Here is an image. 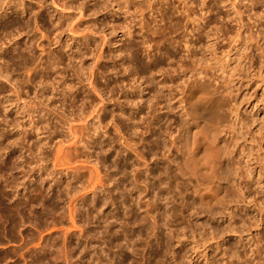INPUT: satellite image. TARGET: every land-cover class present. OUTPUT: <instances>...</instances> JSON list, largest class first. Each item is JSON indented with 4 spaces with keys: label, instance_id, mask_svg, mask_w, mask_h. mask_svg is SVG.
<instances>
[{
    "label": "rangeland",
    "instance_id": "374dc122",
    "mask_svg": "<svg viewBox=\"0 0 264 264\" xmlns=\"http://www.w3.org/2000/svg\"><path fill=\"white\" fill-rule=\"evenodd\" d=\"M117 3H126L128 11L119 13ZM240 20L245 28L252 29V34L246 43L236 45L231 35ZM131 22L134 23V33H137V42L135 40L133 46L140 59L149 62L155 55L160 56L166 51L165 48L175 57L171 61L163 54L160 56L163 57L160 58L161 67H166L168 73L162 68L159 70L161 72H154V87L156 79L165 78L166 83L160 85V90L176 95L174 102L179 100L182 76L190 75L189 70L195 67L194 56L190 53L188 57L185 56L184 39H190L198 46V51L194 52L202 68L199 76L207 73L224 87L230 101L232 119L236 113L244 117L245 125H236L233 137L236 150L242 152L244 161L226 165L222 178L228 189L226 204L206 202L207 205H201L194 202L195 199L185 191L192 186L189 185L190 181H194L197 187L205 188L207 198L209 193L205 191L209 190L205 184L209 185V177L201 174L207 178L203 179L201 175V179L199 175L197 179L187 175L182 178L180 173L175 172L176 169L169 172L171 176L177 175L172 179L159 177L156 170L154 173L158 177L153 175L150 179L153 181H149L154 184L152 193L139 190L145 183L137 178V190L130 178V163L137 162L142 167L145 163L153 165V161L150 162V155L142 156L143 160L136 157L138 161L134 151L129 153L127 161L121 162V171L125 167L128 172L123 170L119 173H122L121 176H115L119 178L117 181H106L102 195L94 202L81 204L77 196L84 191L80 188L87 175L77 178L76 175H65L64 171L59 174L57 168L52 166L50 159L54 157L55 141L60 136L69 135L70 123L77 124V128L78 125L81 128L86 126L82 131H77H80L77 137L84 139L86 136L84 141H88L89 105L100 106L98 108L102 111L100 115L105 125L113 121L104 107L108 97L111 103L120 101L126 107H132L125 102L121 95L123 91L118 86L114 84V91L109 94L104 88L107 78L112 76L111 79H115L112 64L106 61V53L117 56L125 39L120 26ZM198 22L209 24L204 34L200 32L202 37L199 38L195 37L198 36ZM105 35L107 41L103 42ZM101 49L102 56H99ZM0 56L8 61L3 66L7 65L13 78L23 81L32 95L42 84L47 86L45 95H48L41 97L38 104L31 103L34 112L16 98L13 103L10 101L0 105V156L3 155L0 157V264H92L87 251L88 240L91 239H95L91 240L93 242H104V249L110 254L106 261L109 264H250L251 257H256L254 264H264V0H0ZM93 69L99 76V91H92L88 86V75ZM71 84L72 89L67 86ZM8 88V83L0 86V99L8 95ZM79 95H82V100ZM50 96L56 104L52 103ZM49 97L51 99L48 100ZM4 106H7V110ZM180 109L179 106L175 107L168 117L178 120ZM48 110L50 112L47 113ZM77 111L83 112L80 113L82 116ZM255 112L258 115L253 121L246 118L248 113ZM40 114L43 118L39 117ZM34 116L41 119L37 128L30 121L37 119ZM148 120L141 125V128L147 125L142 128L143 131L140 128L143 133L139 132L138 135L142 138L137 135L130 137H134L137 148L141 150V145L152 144L150 133L153 125L151 118ZM108 127L113 141H118L116 138L121 133L112 124H108ZM123 132L127 135L126 131ZM82 143L79 142V145L85 153L88 150L84 149ZM29 146H32V150H28ZM116 146L124 149L119 142ZM39 151L43 152L41 161L36 156ZM107 153L111 154L105 150L102 156L110 161ZM43 161H48L51 166L47 163L42 165ZM166 185L170 189H166ZM182 185L186 187L180 188ZM169 186L177 187L174 190ZM178 188L183 191H178Z\"/></svg>",
    "mask_w": 264,
    "mask_h": 264
},
{
    "label": "bare ground",
    "instance_id": "6f19581e",
    "mask_svg": "<svg viewBox=\"0 0 264 264\" xmlns=\"http://www.w3.org/2000/svg\"><path fill=\"white\" fill-rule=\"evenodd\" d=\"M64 4L66 5L65 2H64ZM113 7L114 6H112V8ZM116 7H117L116 10H118L119 13L120 12L126 13L128 11V8H129V6L126 3L125 4L124 3L123 4L117 3ZM79 16H81V15H79ZM133 24L134 23L131 22L130 24L126 23L125 25L120 26V30L122 31V35L125 36V39L123 40L121 46L118 49L119 52H118L117 56H113L109 52L106 53V61L112 64V71L115 74V77L113 76V78H115V79H111L112 76H110L111 78L106 79L105 87H104L106 90V94L112 93L114 91V87H115L114 84H115L116 87L118 86L120 88V90L123 91V94H121V95L124 96L123 98H124L125 102H128L129 106H132V107H126L125 103L120 102V101L118 103L117 102L111 103V99H109V97H108L107 102L105 104L106 106H104L109 111V115L111 118L110 120H113L111 123H108V124H110V125L112 124L113 127H115V130L118 133H121L118 135L119 137L116 138L118 141H116V140L113 141V136L110 133L108 124L105 125V123H103V121L101 119V115H100V113L102 111H101V109L98 108L100 106L96 107V104L95 105L91 104V107L89 105L90 109L88 108V117H87L88 118V138H87L88 141H84L86 136H84V139L79 138V136L77 137V133L82 131L81 130L82 128L85 129V127H86L84 125V123H81L82 120L80 121V124H83L85 127L81 128V126L78 125V128H77V126H76L77 124L71 125V123L69 124L70 127L67 125V127H69L68 128L69 132L67 131L69 135H66L65 137L60 136L58 140L56 139L55 144L53 146V151H54L53 156L54 157H53V159H50L52 166L57 168V171L59 172V174H60V172L64 171L65 175L68 174L69 176L71 175V177H74L73 175H76L77 178H82V177L84 178L87 175L86 180L83 179L84 183L81 184L82 188L79 187L80 189H82L84 191L81 192V195H77V196L80 197L81 204H83L85 202H94V201H96L97 198H99L102 195L101 192H102V189L104 187L103 185L106 181H108L110 183H112V181L113 182L117 181V179H119V178H117V177H119L117 175L121 176L122 173L119 174L120 172H124L123 170L127 171L125 169V167H123V170L121 171V162L125 161V160L127 161L129 153L134 151L135 159H137L136 157H138L141 160L142 156L150 155V157H151V158L149 157L150 162H151V160L153 161V165H150V164L145 163L143 161L145 163V165L143 164L142 167L139 166V163H137V162L130 163V164H132L131 165L132 167H130V169L128 167V170L130 173V178L132 179V181L134 183V185H133L134 188H136V189L138 188L137 187L138 185L136 184V182L138 180L137 178H139V179H142V181H144V183H145L142 186L143 188L141 187V188H139V190L143 189L142 191L143 192L145 191L146 193L151 192L152 186L154 184H153V182L150 184V182L153 181V180L150 181V179H151V177H153V175L156 178L157 175L154 173V172H156V170H157L156 173L159 175V177L161 176V178H163V176L164 177L167 176L168 179L169 178L172 179V177H174V176L176 177L177 175L175 172L180 173L182 175V178L186 177L185 175H187L189 177L194 176L192 178L196 177L195 179H197L198 175L200 176L201 174L202 175L205 174L209 177V179H207V181H209L208 182L209 185L205 184V187L207 188V190L210 191V192L209 191H205V192L209 193V197H207V198H210V199H207L205 197V194H206V193H204L205 188L202 189L200 187H197L196 183L193 180L192 181L194 183L193 182L191 183V181H190V184H189V182H188V184L189 185L192 184V186L189 187L188 191L185 190L186 193L187 194L189 193V196H192L193 199H195L194 202H197V203L199 202L201 205H207L210 203L221 204V205L226 204L228 201V198H227L228 197V191H227L228 189H227L226 185H224L222 178H223V175L225 172V166L226 165H228L231 162L242 163L244 161L242 152L236 150L235 140L233 138V137H235V132H234L235 126L239 125V124H241L243 126L245 125L244 117L242 115L236 113V115L234 116L235 118L232 119L230 117V115H231V110H230V106H229L230 101H229V98L227 97V95L225 94L224 87L220 83L216 82L214 80L215 78L213 79L211 76H208L207 73L203 77L199 76L200 72L202 71L201 70L202 68H200L201 65H200V62L198 59L199 57H197L196 53L194 52L198 49V46L196 45V42L195 43L193 42V40H191L192 41L191 42L190 39H188V40L184 39V46H185V49L187 52V54H185V56L188 57L189 53L191 56H194L193 58H195V62H194L195 67L193 66L189 70L190 75L185 77L186 74H184L182 76L184 78L182 79L181 85L179 86V89H178L179 100L174 102L176 95L173 96L171 92L169 93V92H165L164 90H160V88H159L160 85H163L166 83L164 80L165 78H163L162 80L156 79V85L154 87V84H152V82L154 81L152 79V74L154 72H157V71L158 72L162 71V70L159 71L162 68L160 58H163L160 56H162V54H163V56L167 57L168 59H170L172 61L173 53L170 52L167 48H165L166 51L164 50V52L160 56L158 54L155 55L151 61L149 60V62L144 61L143 59H140L138 57L139 55L136 54L137 52H135V47L133 46V43L135 42V40L137 42V39H135V34L137 35V33H134L135 31L133 29V26H134ZM208 26H209V24L202 25L199 22L196 23V32H197L196 35L198 34V36H195V37H197V38H199V36L202 37L200 32L202 31L204 34L207 31L205 29H207ZM145 33H146V31H145ZM145 33H144V35H145ZM251 34H252V29L245 28L244 23H242L240 20V23H239L237 29L234 30L233 34L231 35V40L236 45L240 44V43H246L248 41V39H250ZM143 37H145V36H143ZM185 38H188V37H185ZM104 41L105 42L107 41V35L104 36L103 42ZM108 41H109V39H108ZM99 56H102V49L99 52ZM71 57H73V56L71 55ZM165 57H164V59H165ZM173 58L175 59V57H173ZM168 59H166V60H168ZM0 61L2 63L0 66V86L3 83H8V86H9V88L7 90L8 92H6V93H8V95L6 97L3 96L2 99H0V105L1 104L5 105L6 103H9L10 101L13 103V99L16 98L18 100H22L26 104V108H27V106L29 107L28 108L29 111H33V110H31V107H30L31 103L34 102V104H35V102H36V104H38V101L40 102L42 100L41 97L46 96L45 95V89L47 86L45 87L43 84L40 87L38 86L39 88H37L32 95L27 90L23 81L20 82V79L19 80L14 79L13 76L11 75V73L9 72L8 67H6L7 65L3 66V64H6L8 62V61H6V58L0 56ZM193 61H194V59H193ZM168 62H170V61H168ZM49 67H51V65ZM52 67H53V65H52ZM55 67H56V65H55ZM55 67H53V68H55ZM162 69L164 70V69H166V67L165 68L163 67ZM166 71H167L166 72V74H167L168 70L166 69ZM163 74H165V73H163ZM83 77H84V75H83ZM98 77L95 74L94 69L88 75V86L91 88L92 91H95V90L99 91V89L97 87L98 86V79H99ZM84 79L82 78V80H84ZM79 81H80V79H79ZM67 86H70L72 89V84L67 85ZM78 87H80V86H78ZM65 89H67V88H65ZM69 89L70 88L68 87V90ZM147 89H148V91H147ZM68 90H66V91H68ZM74 91H76V90H74ZM80 91L82 92V90H80ZM137 91L139 93L138 95H136ZM145 91H147V92H145ZM70 92L72 93L71 90H70ZM70 92L68 91V93H70ZM77 92H78V90H77ZM24 94H27V96L29 97V101L27 100V96H25ZM79 94H81V93H79ZM83 95H85V94H83ZM54 96H55V94H54ZM71 96H72V94H71ZM71 96L69 99H71ZM50 97L52 98V96H50ZM50 97L48 98V100L51 99ZM81 97H82V95L80 96V99H81ZM59 99H61V98H59ZM62 100H64V98ZM89 100H88V102H90ZM101 100L103 101L104 98ZM15 101L16 100H14V102ZM52 101H53V98H52ZM72 101H74V99ZM78 101L79 100H77V103H78ZM52 103H55V101H53ZM75 103H76V100H75ZM80 103H84V101L80 102ZM73 105H75V104H73ZM34 106H36V105H34ZM55 106H57V105H55ZM79 106L81 108L80 104H79ZM178 106L181 107V109H182V111H181V109L179 110V111H181V113L179 112L180 113L179 119L173 120V118H169L170 116L168 117V113L170 111L172 112V110L175 109V107L178 108ZM6 107H5V109H6ZM74 107H76V106H74ZM69 108H70V106H69ZM71 108H73V107L71 106ZM76 108H74L73 110H76ZM80 108H78V110ZM83 108H84V105H83ZM32 109H34V108H32ZM53 109H55V108H53ZM56 110H59V108ZM79 111H77L79 114L83 113V112H79ZM48 112H50V111L48 110L47 113ZM53 113H54V111H53ZM30 114H31V112H30ZM40 115H39V117L41 118L42 115L41 116ZM44 115L45 114H43V116ZM56 115H57V113H56ZM256 115H258V113H256V112L255 113H248L246 118L250 119V121H253V118ZM0 116L2 117V115H0ZM45 116H48V115H45ZM51 116H53V115H51ZM74 116L76 118L77 115L74 114ZM81 116H80V118L82 119ZM1 117H0V119H2ZM34 117L37 118V116H34ZM49 118H48V120L52 119L53 117L50 119ZM55 118H57V117H55ZM69 118H74V117L69 116ZM69 118H68V120H70ZM148 118H151L150 123H151V125H153V128H152L153 130H151V133L149 132L150 137L152 138V144H149V145H141L140 144L142 146V150H141V148H137L138 146H136L137 144L135 143L136 141H134V137L132 138L133 140L130 139V137H132V135H134V136L137 135L138 137L141 136V135L140 136L138 135V134H140L139 132H141V130H140L141 125L143 123H146ZM62 119H64V118H62ZM40 120L41 119H39V118L30 119L32 125L35 124L36 128L38 127V123ZM72 121H74V120H72ZM76 121H78L77 118H76ZM76 123L79 124V122H76ZM165 123H166V125L163 126V124H165ZM86 124H87V122H86ZM5 125H7V124H5ZM145 126H147V125H144L142 128H144ZM149 127H150V125H149ZM145 129L148 130L147 128H145ZM78 130H80V131L77 132ZM143 130L144 129H142V131ZM122 131H126L127 135L125 134V132L122 133ZM23 133H24L23 135L26 134L25 131ZM141 133H143V132H141ZM128 134L131 136H128ZM2 136H3V134H2ZM140 138H142V137H140ZM140 138H139V141L141 140ZM21 139H23V137ZM25 139H23V140L25 141ZM25 142H27V141H25ZM79 142H81V143L83 142L84 144L82 143L83 144L82 146L85 147V148L84 147L83 148L88 150V151H86L84 153V151L80 148ZM114 142H116V143H114ZM118 142L122 144L124 149H120L119 147L116 146V144ZM21 146H23V145L21 144ZM32 146H29L28 150H32ZM104 147H105V149H104ZM21 148H24V147H21ZM33 149H35V147H33ZM36 149H38V147ZM80 149L82 150V154H81ZM105 150H106V152L108 150L111 153V154L107 153L108 155H110V157H109L110 161L106 159L107 157L105 158L104 156H102V153H104ZM38 153L39 154L36 156L38 157L37 159L40 160L41 158H43L42 157L43 152L39 151ZM0 157H3V155ZM27 158H28V156H27ZM49 158H51V157H49ZM132 158H134L133 154H132ZM129 159H131V158H129ZM139 159H137V160L140 161ZM144 160H146V159H144ZM148 161L149 160H147V162ZM47 162L45 161L44 164H42V165H47L48 164ZM136 163L138 164V166L136 165ZM48 165L51 166L50 164H48ZM101 166H103V169H100ZM175 169L177 170L174 172L175 175L171 176L170 171L175 170ZM57 171H56V173L58 174ZM166 173H168L170 176H168ZM76 176H75V178H76ZM115 176H117V177H115ZM201 176H200V179H201ZM204 177L202 176L203 179H204ZM161 178H158V179L160 180ZM205 178H207V177H205ZM75 180H77V179H75ZM173 180H175V179H173ZM179 180L180 179H178V182H179ZM198 180H196V181H198ZM159 182L162 183V181H159ZM164 182H166V181H164ZM176 182H173V183H175V185H176ZM166 184L169 185L167 182H166ZM193 184H195V185H193ZM201 184H203V183H201ZM167 185H166V187H167ZM177 186H179L178 183H177ZM177 186H175V187H177ZM169 187H171V186H169ZM175 187H171V188L174 189ZM183 187L184 186L182 185L180 188H183ZM180 188H178L179 189L178 191L182 190ZM166 189H170V188L167 187ZM182 194H183V192H182ZM210 194H211V196H210ZM75 196L76 195L74 194V197ZM185 197H187V196H185ZM205 198L207 201H205ZM190 199H191V197H190ZM149 201H150V199H149ZM206 202H207V204H205ZM61 204H63V202ZM79 207H80V205H79ZM51 209H53V208H51ZM89 210H91V209H89ZM82 211H83V209H82ZM72 212H74V211H72ZM255 221H257V220H255ZM71 225H74V224H71ZM155 225H154V227H156ZM73 231H75V230H73ZM109 231H110V229H109ZM73 234H75V233L73 232ZM81 237H82V235L80 236V238ZM91 240H93V239H91ZM91 240L90 241L88 240V250H87L89 261L92 264H109L106 261L108 260L107 258H108V256H110V254L108 255L109 251L107 253L106 250L104 249V246H105V245H103L104 242L102 240L100 242H93L95 239L93 241H91ZM133 243H135V242H133ZM123 245H124V243H123ZM135 245H134V247H135ZM12 250H14V249H12ZM16 250H17V248H16ZM8 257H10V256H8ZM255 258L256 257H251L249 263L254 264ZM257 258H258V256H257ZM258 260H259V258H258ZM260 260H262V259H260ZM263 260H264V258H263ZM263 260L261 261L262 263H263ZM245 262H247V261H245ZM256 263H257V261H256Z\"/></svg>",
    "mask_w": 264,
    "mask_h": 264
}]
</instances>
